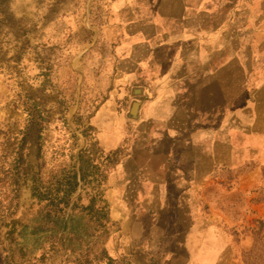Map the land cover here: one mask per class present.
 <instances>
[{
    "label": "crops",
    "instance_id": "1",
    "mask_svg": "<svg viewBox=\"0 0 264 264\" xmlns=\"http://www.w3.org/2000/svg\"><path fill=\"white\" fill-rule=\"evenodd\" d=\"M105 2L91 124L105 150L125 145L113 177L143 202L131 241L146 235L162 246L157 264H244L253 241L245 226L264 219V196L258 188L249 209L229 216L196 187L248 152L255 167L239 189L264 185V82L244 78L245 57H264V0Z\"/></svg>",
    "mask_w": 264,
    "mask_h": 264
},
{
    "label": "rangeland",
    "instance_id": "2",
    "mask_svg": "<svg viewBox=\"0 0 264 264\" xmlns=\"http://www.w3.org/2000/svg\"><path fill=\"white\" fill-rule=\"evenodd\" d=\"M106 15L105 0H0L4 264H157L163 252L150 236L131 241L143 202L132 200L130 187L113 177L125 145L105 150L91 124L106 48L93 37ZM258 60H244L245 81L253 86L264 82V57ZM243 160L238 167H215L209 183L196 187L229 216L249 209L247 196L258 188L264 196V185L239 189L240 178L255 167L249 152ZM196 204L207 206L203 199ZM254 227L245 226L253 241L243 251L244 264H264V229L256 234Z\"/></svg>",
    "mask_w": 264,
    "mask_h": 264
},
{
    "label": "trees",
    "instance_id": "3",
    "mask_svg": "<svg viewBox=\"0 0 264 264\" xmlns=\"http://www.w3.org/2000/svg\"><path fill=\"white\" fill-rule=\"evenodd\" d=\"M57 204V203H56ZM256 223H257V229L255 228L254 229V231H255V233L257 234H259V233H262V231H263V229H264V219H258L257 221H256ZM264 234V233H263Z\"/></svg>",
    "mask_w": 264,
    "mask_h": 264
},
{
    "label": "water",
    "instance_id": "4",
    "mask_svg": "<svg viewBox=\"0 0 264 264\" xmlns=\"http://www.w3.org/2000/svg\"><path fill=\"white\" fill-rule=\"evenodd\" d=\"M136 103L134 102L133 104H132V106H131V111L133 112L134 111V109H135V105Z\"/></svg>",
    "mask_w": 264,
    "mask_h": 264
}]
</instances>
